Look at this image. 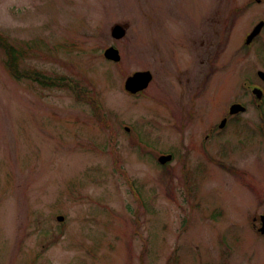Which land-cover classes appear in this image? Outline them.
Returning a JSON list of instances; mask_svg holds the SVG:
<instances>
[{
    "label": "rangeland",
    "instance_id": "obj_1",
    "mask_svg": "<svg viewBox=\"0 0 264 264\" xmlns=\"http://www.w3.org/2000/svg\"><path fill=\"white\" fill-rule=\"evenodd\" d=\"M261 20L264 0H0L18 71L55 84L0 49V264H264V27L244 44ZM235 100L240 122L185 148Z\"/></svg>",
    "mask_w": 264,
    "mask_h": 264
},
{
    "label": "flooded vegetation",
    "instance_id": "obj_2",
    "mask_svg": "<svg viewBox=\"0 0 264 264\" xmlns=\"http://www.w3.org/2000/svg\"><path fill=\"white\" fill-rule=\"evenodd\" d=\"M235 13V12H234ZM233 23V22H232ZM235 23V22H234ZM234 23H233V26H232V28L234 27ZM264 27V26H263ZM263 27H262V29H263ZM254 28V27H253ZM252 28V29H253ZM252 29H251V31H252ZM262 29H261V31H262ZM251 31L249 32V34L251 33ZM261 31L251 40V42L249 43V44H245V42H244V44L246 45V47H249V46H251V45H253L256 41H257V39L260 37V35H261ZM249 34H247L246 35V37L249 35ZM246 39V38H245ZM233 44H234V40H233ZM174 59V58H173ZM176 66L172 69V71H173V73L176 75V78L178 77H180V80H182L183 78L185 79V76L184 75H186L187 73H189V69H188V67H181L180 65H182L183 64V61L180 59V62H179V59H177V61H176ZM258 82H256V83H254L253 85H251L250 87H251V89H250V92H251V94L253 95V99H254V103H256V107H260V104L259 103H257L256 101H258V102H260V101H262V99L264 98V86H263V84H264V80L262 79V78H258ZM260 82V83H259ZM254 87H258L261 91H262V97H261V99H260V97L257 95V93H255L254 91H253V88ZM127 93H129V92H127ZM258 99H260V100H258ZM232 104H241L245 109H244V111L243 112H239V113H236V114H234V115H227V116H223L222 117V119L220 120V123H219V125L217 126V127H210L209 128V130H208V135H206V136H201V138L202 139H200V140H198V141H195V140H191V141H189L187 144H186V146H185V148L187 149V148H189V147H191L192 149L190 150V151H194V149H193V147H197V148H200V149H203L204 148V142H205V139H207V141H211L210 140V138L214 135V134H216V133H219L220 131H222V130H224L226 127H227V125L229 124V123H231V124H236L237 122H240L241 120H242V117L246 114V112H247V110H248V107H247V104H245V103H243L242 101H237V100H235V101H232L230 104H229V106H228V108H227V110H229V108H230V106L232 105ZM227 113H228V111H227ZM244 119V118H243ZM225 121V123H224V125H223V127H220V124H221V122L222 121ZM262 215H264V213L262 214ZM262 215H259L258 216V218H253V224L251 225L252 227H253V229L255 230V232L258 234V235H260V233H259V231H258V229L260 228V226H261V222H260V217L262 216ZM261 237H263L264 235H260Z\"/></svg>",
    "mask_w": 264,
    "mask_h": 264
},
{
    "label": "water",
    "instance_id": "obj_3",
    "mask_svg": "<svg viewBox=\"0 0 264 264\" xmlns=\"http://www.w3.org/2000/svg\"><path fill=\"white\" fill-rule=\"evenodd\" d=\"M257 2H259V0H257ZM263 24L264 23L261 21L254 27L252 32L246 38V41H245L246 44H249L251 40L260 32V30L263 27ZM111 34L114 38L120 39L124 36V30L121 29L119 26H115L112 29ZM104 57L106 60H109V61L111 60L115 62L119 61V58H120L118 50L114 47H109L108 49H106L104 52ZM259 76L260 78L264 80V73H259ZM150 80H151V77L148 72H135L130 77H128L127 80L125 81L124 89L130 94H135L145 89ZM254 92L256 93L257 90H254ZM239 111H244V108L241 105L235 104L230 107L229 114L232 115V114L238 113ZM224 123L225 121L223 120L220 124V127H223ZM170 159H171V156L168 155V156L159 157L158 161L159 163L164 164L166 161H169ZM262 219H264V216L262 217ZM56 220L58 222H62L63 217L57 216ZM260 232L264 234L263 227L260 228Z\"/></svg>",
    "mask_w": 264,
    "mask_h": 264
},
{
    "label": "trees",
    "instance_id": "obj_4",
    "mask_svg": "<svg viewBox=\"0 0 264 264\" xmlns=\"http://www.w3.org/2000/svg\"><path fill=\"white\" fill-rule=\"evenodd\" d=\"M0 49L4 52V54L6 55L7 59L5 62V65L7 67V69L9 70V73L19 79V78H23L24 76H26L27 78L29 77V79L32 81H36L38 84H40L41 86H55L54 81L49 80L48 78L43 77L42 75H34L36 73H32L31 75L25 74L23 72H19L18 71V59H19V52L18 50L15 49L14 46H12L10 43L7 42V40L5 39V37L3 36V34L0 33ZM21 54V52H20ZM25 74V75H24ZM65 84H63L62 86H66L67 88H70L74 91V94L77 95L79 90V86H75L73 87L70 83L64 82ZM91 106L93 107V113L95 115V117H97L98 119H101V111L99 109H97L96 105L94 102L91 103ZM100 111V113H99ZM103 120V119H102ZM104 121V120H103ZM105 123V121H104Z\"/></svg>",
    "mask_w": 264,
    "mask_h": 264
}]
</instances>
